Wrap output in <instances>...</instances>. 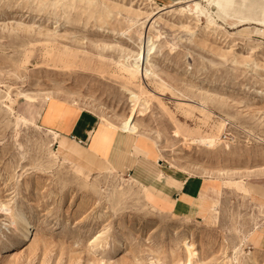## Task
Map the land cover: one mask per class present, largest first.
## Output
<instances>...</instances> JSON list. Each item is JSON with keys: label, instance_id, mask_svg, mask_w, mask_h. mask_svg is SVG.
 <instances>
[{"label": "rangeland", "instance_id": "1", "mask_svg": "<svg viewBox=\"0 0 264 264\" xmlns=\"http://www.w3.org/2000/svg\"><path fill=\"white\" fill-rule=\"evenodd\" d=\"M195 3L212 25L188 14ZM260 22L264 0H233L223 12L207 0H0V246L18 239L9 212L21 208L34 225L29 244L0 248V264H184L186 239L193 264H247L254 250L264 264ZM140 35L156 51L144 64L151 80L126 67ZM128 91L150 104L136 123L161 161L214 189L201 217L154 208L132 172H91L38 125L55 101L119 128ZM203 137L217 146L193 144Z\"/></svg>", "mask_w": 264, "mask_h": 264}, {"label": "crops", "instance_id": "2", "mask_svg": "<svg viewBox=\"0 0 264 264\" xmlns=\"http://www.w3.org/2000/svg\"><path fill=\"white\" fill-rule=\"evenodd\" d=\"M225 2L224 11L233 0ZM37 122L44 131L52 133L58 149L85 163L91 172L90 168L97 167L100 173L132 172L134 182L148 191L151 205L168 215L193 214L199 218L206 210L204 202L213 201L214 189L202 185L197 178H187L182 172L168 168L159 158L161 154L153 141L123 134L118 127L77 106L47 102Z\"/></svg>", "mask_w": 264, "mask_h": 264}, {"label": "bare ground", "instance_id": "3", "mask_svg": "<svg viewBox=\"0 0 264 264\" xmlns=\"http://www.w3.org/2000/svg\"><path fill=\"white\" fill-rule=\"evenodd\" d=\"M46 1L47 0H39V5L43 6ZM56 1L58 4L64 3V5L67 6L68 8H72L73 5H75V4L81 5L86 0H56ZM207 1L209 2V5L216 8L220 12H223V7L226 6L225 0H207ZM226 1L228 2V0H226ZM178 4H184V1H180V2H178ZM60 6H63V5H59V7ZM189 12L190 13H188V14H191V16L194 14H197V15L200 14L201 16H196V19L198 21H200L201 18H206L207 21L209 22V25L213 24L211 17L208 16L201 9V7L198 3L190 5L189 6ZM260 24L264 26V22L260 23ZM125 34L126 33H124L123 35H125ZM140 38H141V43L139 46H137L139 49V53L136 56L137 58L134 60L133 64L127 65L126 67L128 68V71L130 72V74L132 75L133 78L135 77V75L140 73L141 77L143 79L151 80L155 76V74L151 69H148L147 67H145V69H144V66H145L144 64H146L145 63L146 59L148 60L150 57H152L156 53L155 47L153 44V39H151V38L146 39L142 35H140ZM128 92H129V95H128L129 96V102L132 104V109H131L129 115L120 123L119 130L121 133L130 135V136H136V137L137 136H144L140 132L136 121H138V119H137L138 117L144 118L146 116V114L149 112L150 104L146 101H143L141 99L140 95H138L134 92H130V91H128ZM175 137H177V138L181 137V134L179 131L176 132ZM144 138L150 140L149 138H147L145 136H144ZM195 143H197L203 147H206L208 149H214L218 144V140L216 138L203 137L199 141L193 142L194 145H196ZM62 145H63V143H62ZM62 145H61V147L63 148L64 146H62ZM154 145L158 148L159 153L161 155H163L162 154L163 152L160 150L159 145L156 142H154ZM61 155L73 157L71 154L67 153L66 151L64 153H62ZM12 213L13 212H9V217L12 219V222L10 225H11V229H13V231L15 232V235L18 236V239H17V241L9 240V241H7L6 244L0 246L2 252H11L12 250H15L17 248H20V247H23V246H26L27 244H29L30 240H31L32 230L34 229V225H33L32 220L24 211L21 210V208L19 210H17V213H19L18 218H15ZM101 236L99 238H101ZM125 242L126 241L124 238L116 239L114 241V250L115 251H121L125 247ZM182 244L184 245V247L186 249V253H187V260L184 264H193L194 260H196L198 257V253H197V249H196L195 245L193 243L189 242L188 239L184 240L182 242ZM257 253H258L257 250H254L248 254L249 259L247 261V264H258Z\"/></svg>", "mask_w": 264, "mask_h": 264}]
</instances>
